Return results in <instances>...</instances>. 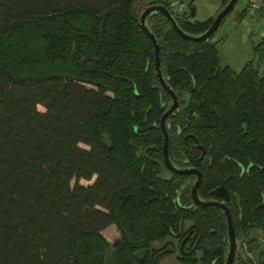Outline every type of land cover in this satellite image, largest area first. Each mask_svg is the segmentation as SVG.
Returning <instances> with one entry per match:
<instances>
[{
  "label": "trees",
  "instance_id": "trees-1",
  "mask_svg": "<svg viewBox=\"0 0 264 264\" xmlns=\"http://www.w3.org/2000/svg\"><path fill=\"white\" fill-rule=\"evenodd\" d=\"M138 4L0 0V264H161L175 249L153 243L169 237L181 264H226V214L194 205L195 175L154 176L171 97ZM187 15L174 17L192 35L214 20ZM147 25L166 81L192 99L168 118L170 159L202 171L201 199L230 192L235 264H264V36L236 71L215 33L184 39L161 13Z\"/></svg>",
  "mask_w": 264,
  "mask_h": 264
},
{
  "label": "rangeland",
  "instance_id": "rangeland-1",
  "mask_svg": "<svg viewBox=\"0 0 264 264\" xmlns=\"http://www.w3.org/2000/svg\"><path fill=\"white\" fill-rule=\"evenodd\" d=\"M158 1H167L171 4V8L175 13L187 12L192 20L205 21L210 17L218 15L222 0H140L138 10L140 16L144 10L151 3L156 4ZM195 9V15H190L189 6ZM189 11V12H188ZM245 11L243 17L241 13ZM264 36V10L253 12L247 0H238L235 8L225 17L218 29L215 31L213 41H221L219 44V51L221 63L223 66L229 65L236 71H240L243 66L250 60L254 59V46ZM261 72L264 73V63L260 64ZM41 111H44L42 106H39ZM88 148L86 145H82ZM94 181V180H93ZM93 181L81 180L82 185H91ZM75 181H73V184ZM190 225V223H187ZM103 235L114 243L119 237V231L115 225H111L103 231ZM170 241V247L175 251L166 256L161 264H181L177 257L181 253L176 240L172 237L167 238L166 241H156L153 246H162ZM244 251L237 240V254H243Z\"/></svg>",
  "mask_w": 264,
  "mask_h": 264
},
{
  "label": "water",
  "instance_id": "water-1",
  "mask_svg": "<svg viewBox=\"0 0 264 264\" xmlns=\"http://www.w3.org/2000/svg\"><path fill=\"white\" fill-rule=\"evenodd\" d=\"M238 0H230L227 5L218 13V15L214 18L212 24L208 28V30L201 34V35H192L189 34L181 29V27L178 25L174 14L172 11L165 5L163 4H151L147 6V8L144 10L140 17V24L142 29L145 31V33L151 38L154 48H155V67H156V72L157 76L159 78V81L163 88L172 96L173 103L171 107L164 113L162 119H161V126L163 128L165 138H164V164L159 163L161 165L162 172L157 175V178L161 180H165L167 177H165V174H172V171L178 172L180 174H186V173H195L197 175V180L193 185L192 188V198L194 205H199V206H208V205H213L216 207L221 208L224 210L226 217H227V222H228V236H229V251L227 254V259H226V264H235V259H236V249H237V238H236V232H235V227L233 224L232 220V214L230 211V208L228 207V202L230 199V193L229 191L224 187L220 186L217 189L213 191L214 195L216 197L223 198V200H202L199 195H198V189L202 183V172L197 169V168H186V169H179L175 167L170 160L169 157V133L166 127V119L167 117L172 114L173 112L177 111V108L179 106V96L177 95V92L169 85V83L166 81V78L162 72L161 69V63H160V45L155 37L154 33L149 29L147 25V18L149 15L153 13H161L165 17L168 18L174 29L184 38L188 39L191 41H204L209 39L215 31L218 29L224 18L235 8ZM192 15H195V9L192 8ZM182 100L185 102L184 106L179 109L180 111L185 110L190 106L191 103V96L188 92L181 91L180 92ZM201 147V146H199ZM148 148H153V147H148ZM146 152V151H145ZM169 168V170L166 169V167Z\"/></svg>",
  "mask_w": 264,
  "mask_h": 264
},
{
  "label": "flooded vegetation",
  "instance_id": "flooded-vegetation-1",
  "mask_svg": "<svg viewBox=\"0 0 264 264\" xmlns=\"http://www.w3.org/2000/svg\"><path fill=\"white\" fill-rule=\"evenodd\" d=\"M230 0H228L227 1V3L229 2ZM155 3H157V4H163V3H161V1H158V2H155ZM227 3L225 4V5H223L222 4V6H221V9H220V11L227 5ZM151 4H153V3H151ZM150 4V5H151ZM164 5V4H163ZM191 5L192 4H190V6H189V9H190V15L191 16H194V15H192V8L193 7H191ZM166 6V5H165ZM172 12H173V14H176L173 10H172V8H169ZM194 9V8H193ZM182 10V9H181ZM181 10L178 12V14H182L183 13V11L181 12ZM219 11V12H220ZM189 12V11H188ZM187 16H189V14L187 15ZM217 16V15H216ZM189 18H190V20H192V18L189 16ZM215 18V17H214ZM225 19V18H224ZM192 21H196V20H192ZM223 22V21H222ZM162 86V85H161ZM163 87V86H162ZM176 91V90H175ZM177 92V95L179 96V98H178V100H179V106H178V108H177V111L176 112H179L180 110L179 109H181L183 106H184V104H185V102L182 100V98H181V95H180V92L181 91H176ZM168 93V92H167ZM170 95V94H169ZM170 97H171V104H170V106H169V108L171 107V105H172V103H173V99H172V96L170 95ZM192 100V99H191ZM168 108V109H169ZM176 112H173L172 114H174V113H176ZM172 114H170V115H172ZM164 115V114H163ZM169 115V116H170ZM169 116L167 117V119H166V127H167V130H168V133H169V145H170V126H169V123H168V118H169ZM163 117V116H162ZM162 119V118H161ZM161 128H162V126H161ZM162 131H163V128H162ZM163 133H164V131H163ZM191 135V134H190ZM192 137H193V135H191ZM164 138H165V134H164ZM188 138V136H186L185 137V139H187ZM196 141V146L198 147V148H202L203 149V155H202V158H204L205 157V150H204V148L200 145V144H198L197 143V140H195ZM199 146H201V147H199ZM149 147H153V148H146L145 150H144V152L145 153H147V151L148 150H150V149H155V146H149ZM163 147H164V144H163ZM170 157V156H169ZM164 158H165V155H164V148H163V158L162 159H154V158H151L153 161H155L158 165H159V170L158 171H154V176H155V178L156 179H158V180H161V179H159V178H157V175L158 174H160L161 172H162V169H161V165L159 164L160 162L161 163H165L164 162ZM171 160V159H170ZM171 163L175 166V167H177V168H179V169H186V168H194V167H179V166H176L172 161H171ZM166 167V166H165ZM195 168H197V167H195ZM166 169L167 170H169V168L168 167H166ZM198 169V168H197ZM200 170V169H199ZM201 171V170H200ZM202 172V171H201ZM175 174H179V175H186V174H193V175H195V182H196V180H197V175L195 174V173H186V174H180V173H178V172H174V171H172V174L170 175V174H168V173H166L165 174V177H167L165 180H161V181H170V180H172V178L174 177V175ZM202 179H203V173H202ZM194 182V183H195ZM221 186H223V185H221ZM220 187V186H219ZM218 188V187H217ZM217 188H215V189H217ZM214 189V190H215ZM230 193V192H229ZM213 195H214V193H213ZM215 199H218V200H223V198H220V197H216L215 195H214V199H211V200H215ZM203 200V199H202ZM229 201H230V199H229ZM228 207H229V202H228ZM224 211V210H223Z\"/></svg>",
  "mask_w": 264,
  "mask_h": 264
},
{
  "label": "built area",
  "instance_id": "built-area-1",
  "mask_svg": "<svg viewBox=\"0 0 264 264\" xmlns=\"http://www.w3.org/2000/svg\"><path fill=\"white\" fill-rule=\"evenodd\" d=\"M247 1L254 13L264 9V0H247Z\"/></svg>",
  "mask_w": 264,
  "mask_h": 264
}]
</instances>
